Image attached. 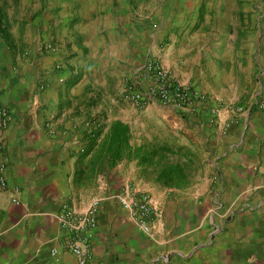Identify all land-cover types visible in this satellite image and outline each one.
Instances as JSON below:
<instances>
[{
	"label": "crops",
	"instance_id": "crops-1",
	"mask_svg": "<svg viewBox=\"0 0 264 264\" xmlns=\"http://www.w3.org/2000/svg\"><path fill=\"white\" fill-rule=\"evenodd\" d=\"M117 2V11L129 4V0ZM187 11L186 6L180 9L182 16ZM226 12L228 18L212 27L220 30L213 33L214 47L209 48L212 57L207 63L213 85L200 79L204 71L200 74L199 67L194 82L203 92L235 105L231 111L220 110L216 118L208 110L188 115L205 127L203 137L214 142L207 171L216 173L211 178L206 174L204 186L196 184L191 192L176 189L169 196H155L160 214L151 234L141 230L121 201L129 185L145 191L142 178L146 166L138 159L124 158L99 173L93 179L99 197L94 191L84 196L76 174L81 170L79 157L92 132L99 128L86 113L76 114L74 109L75 96L86 90L79 87L81 78L69 84L78 73L83 54L76 55V41H83L86 49L100 46L106 39L100 32L108 30L110 41L122 37L125 57L131 35L126 22H116L119 29L112 30L111 24L88 18L78 35L81 39L62 38L63 42L46 53L35 52L32 63L5 71L2 97L14 120L0 132L8 162L7 187L0 186V264H81L68 248L70 232L60 214L66 207L85 212L96 198L102 200L100 223L87 233L91 255L86 264H264V110L255 104L264 92V32L258 27L256 36H240L251 32L249 27L237 28L234 13ZM140 33L131 38L140 37ZM196 36L193 33V42ZM103 49L106 52L101 54L108 53ZM12 55L8 52L7 57L13 62ZM65 61L68 67L55 68L56 63ZM119 61L113 59L111 64ZM181 61L164 59L176 77L189 80L192 71ZM129 65L121 63L120 71L110 72L109 79L116 82L110 88L114 93ZM43 82L46 87L42 89ZM94 82L101 85L109 80ZM88 95L90 101L92 93L86 92Z\"/></svg>",
	"mask_w": 264,
	"mask_h": 264
},
{
	"label": "rangeland",
	"instance_id": "rangeland-1",
	"mask_svg": "<svg viewBox=\"0 0 264 264\" xmlns=\"http://www.w3.org/2000/svg\"><path fill=\"white\" fill-rule=\"evenodd\" d=\"M0 1L8 12L11 30L18 44L17 50L13 51L8 48L4 39H0V95L5 90L2 86L5 71L12 70L14 66L32 63L35 52H47L42 48L45 43H50L55 48L58 43L63 42L62 38L77 36V39H81L78 35H81V27L88 18L97 17L104 23L111 24L112 30L119 29L116 22L119 21L122 24L121 22L125 21V29L131 31L130 40L125 46V49L129 51L125 57L121 52L124 43L120 40L122 37H118V40L113 37L110 41L108 30L100 32L101 37L106 38L100 46L94 44L91 49H86L87 46L83 41H76L78 48L76 55L78 52L83 53L80 60L85 58V61H80L78 67L74 65L78 70L75 76L81 78L79 87L84 86L83 88L86 89L75 96L76 114L86 113L90 122L93 121V124L99 127L105 123L110 124L115 120V116H121V120L130 124L131 143L134 146L144 147V152L151 158L148 163L143 164L146 167L144 168L145 177L142 178L145 186H142L144 187L142 189L151 194L154 199H156L155 196H169L176 189L181 193L191 192L198 186H204L207 176L210 178L214 176L216 170L207 171V165L211 163L207 157L212 158L210 153L216 147L213 146L214 142L207 141L203 137L205 127L201 126L199 121L188 118L189 114L195 112L181 113L161 104H153L147 109H141L132 102H125L122 91L129 76L135 72L141 60L147 57H157L163 63L164 59L172 62L181 58L180 64L185 62L186 66L189 65V71H192L189 80L194 81V78H199L196 75V69L199 67L200 74L204 71V77L201 76L200 79L204 78L206 84L213 85V80L208 74L210 68L207 63L212 57L209 48L214 47L213 33L219 34L220 30H213L212 27L219 26L221 20L227 19L229 14L225 13L230 10L237 21L236 27L248 26L251 31L242 32L240 36L254 37L257 35L258 27L264 32V0H179L177 4L173 0H129V4L127 3L123 10L118 11L116 7L120 4L117 0ZM183 6H186L188 10L184 16L180 12ZM134 30L141 32L140 37L131 38L136 34ZM193 33L197 34L194 42ZM103 47L108 50V53L101 54L106 52ZM7 51L10 52L11 57L12 54L15 55L13 62L7 57ZM167 52L168 54L165 55ZM28 58L30 60L26 61ZM116 58L120 61L112 65V60ZM125 62H129V70L121 76L122 82L118 86L119 89L117 88V93H114L110 88H113L116 82L109 79L112 76L110 72L120 71L118 65ZM90 64H92L91 67H89ZM66 65L67 67L69 65L67 61L64 62L63 69ZM167 67L172 71L169 66ZM85 74H87L86 77ZM84 80H88L85 85ZM95 80H109V82L99 85L94 82ZM225 86L230 88L228 84ZM86 92L92 93L90 101L89 95L86 97ZM205 93L210 99L209 107L219 106V111L223 109L231 111L235 105L227 102L224 97ZM221 98L225 103L221 101ZM216 117H219V114L214 118ZM213 126L215 124L211 125ZM104 140L105 135L99 140L100 144L96 147L93 156L81 162L82 175L78 186L84 191V196L94 191L95 197H99L96 194L97 186L94 187L93 179L99 173L111 168L108 160L102 165L95 163ZM175 162L183 164L188 173V181L178 187L169 186L158 180L162 167ZM196 184L198 186H195ZM160 207L162 208L161 205Z\"/></svg>",
	"mask_w": 264,
	"mask_h": 264
},
{
	"label": "built area",
	"instance_id": "built-area-1",
	"mask_svg": "<svg viewBox=\"0 0 264 264\" xmlns=\"http://www.w3.org/2000/svg\"><path fill=\"white\" fill-rule=\"evenodd\" d=\"M52 44H44L43 50L51 49ZM57 70L64 68V62L56 64ZM64 80V78H62ZM46 83H41L45 88ZM122 98L132 102L141 109H147L153 104L172 107L181 113L202 112L208 110L218 115V107H209V96L198 88L192 80H183L176 77L173 72L157 57L143 58L135 72L129 76L125 88L122 91ZM258 109L264 110V92L255 100ZM237 110V108H235ZM242 110V108H241ZM14 120L12 109L5 103L2 94L0 95V132H3ZM0 183L7 187L5 169L8 165L6 158V142L3 136L0 137ZM16 203L18 197H14ZM122 205L132 212V215L146 234L153 233L155 219L159 216L154 198L151 194L139 190L134 186H127ZM102 200L96 198L89 209L80 212L74 208L66 207L60 214L61 222L69 232V250L78 258L79 263L86 264L90 259V243L87 233L90 229L97 227L100 223Z\"/></svg>",
	"mask_w": 264,
	"mask_h": 264
},
{
	"label": "trees",
	"instance_id": "trees-1",
	"mask_svg": "<svg viewBox=\"0 0 264 264\" xmlns=\"http://www.w3.org/2000/svg\"><path fill=\"white\" fill-rule=\"evenodd\" d=\"M0 39H4L11 50H17L18 44L11 30L9 15L1 1ZM78 80V76H75L69 84H75ZM105 129H107V131H105ZM104 133L105 140L103 142V147L99 156L96 157L95 163L102 165L104 161L108 160L110 167L112 168L120 163L124 158L138 159L142 164H146L150 161L151 158L144 152V147L134 146L131 143L132 128L130 124L121 119H117L112 121L110 124L105 123L103 126L92 132L89 143L79 157L80 163L84 159L88 158L93 151H95L96 147L100 144L99 139ZM76 174L79 176L78 180H80L82 170H77ZM158 180L169 186L178 187L188 181V173L185 166L180 162L170 163L162 167L158 175Z\"/></svg>",
	"mask_w": 264,
	"mask_h": 264
}]
</instances>
